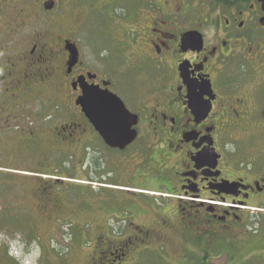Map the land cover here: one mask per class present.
<instances>
[{"label": "flooded vegetation", "instance_id": "obj_1", "mask_svg": "<svg viewBox=\"0 0 264 264\" xmlns=\"http://www.w3.org/2000/svg\"><path fill=\"white\" fill-rule=\"evenodd\" d=\"M59 1L0 0V160L28 163L33 142L46 140L32 129V89L50 87L55 112L41 113L38 124L54 120L51 139L87 157L91 171L115 156L128 177L167 195L159 232L187 223L233 232L249 215L264 223V0H85L70 33L33 36V20L65 10ZM89 1V28L101 43L86 57L71 35ZM69 45L79 52L74 64ZM86 89L122 101L131 145L106 143L97 128L108 125L106 113L84 112ZM96 232V257L121 252L113 263L126 261L128 239ZM152 233L159 235L138 227L133 240L149 244Z\"/></svg>", "mask_w": 264, "mask_h": 264}, {"label": "rangeland", "instance_id": "obj_2", "mask_svg": "<svg viewBox=\"0 0 264 264\" xmlns=\"http://www.w3.org/2000/svg\"><path fill=\"white\" fill-rule=\"evenodd\" d=\"M82 1L60 0L65 10L50 13L43 22L33 20L31 34L48 31L52 40L61 30L70 33ZM119 1L133 5L132 0ZM88 4L82 29L71 35L82 44L86 57L101 43L90 31L94 7L91 1ZM53 93L50 87L32 89V129L47 138L33 142L29 162L14 156L15 162L0 160V167L21 170L0 173V264H264V223L254 220L255 215L247 216L246 224L233 232L216 233L190 223L159 232L157 216L164 215L167 195L128 177L115 156L102 172L91 171L87 157L73 156L51 139L54 120L38 124L41 113L55 112ZM28 169L30 173L25 172ZM97 227L118 242L128 239L126 261L113 263L121 252L96 257ZM138 227L154 228L159 235L152 233L149 244L137 242L133 236Z\"/></svg>", "mask_w": 264, "mask_h": 264}, {"label": "water", "instance_id": "obj_3", "mask_svg": "<svg viewBox=\"0 0 264 264\" xmlns=\"http://www.w3.org/2000/svg\"><path fill=\"white\" fill-rule=\"evenodd\" d=\"M54 5L47 6L48 10L53 9ZM70 52L71 64L77 62L79 52L74 45L67 47ZM81 105L84 112L92 118L91 114L106 113V117L102 121H106L108 125H97L98 130L102 133L106 143L112 148L125 149L131 145L135 140V133L131 131V114L126 109L122 101L111 93H105L103 95L94 92L93 89L85 90V96L82 98ZM124 130L122 136L113 135L109 136L105 133L108 130Z\"/></svg>", "mask_w": 264, "mask_h": 264}]
</instances>
